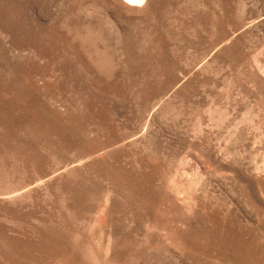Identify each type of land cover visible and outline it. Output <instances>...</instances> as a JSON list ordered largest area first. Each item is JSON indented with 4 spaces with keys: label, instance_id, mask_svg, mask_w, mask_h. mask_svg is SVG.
<instances>
[{
    "label": "rangeland",
    "instance_id": "374dc122",
    "mask_svg": "<svg viewBox=\"0 0 264 264\" xmlns=\"http://www.w3.org/2000/svg\"><path fill=\"white\" fill-rule=\"evenodd\" d=\"M0 264H264V0H0Z\"/></svg>",
    "mask_w": 264,
    "mask_h": 264
},
{
    "label": "snow or ice",
    "instance_id": "6c2138e0",
    "mask_svg": "<svg viewBox=\"0 0 264 264\" xmlns=\"http://www.w3.org/2000/svg\"><path fill=\"white\" fill-rule=\"evenodd\" d=\"M130 2H142V0H130Z\"/></svg>",
    "mask_w": 264,
    "mask_h": 264
}]
</instances>
